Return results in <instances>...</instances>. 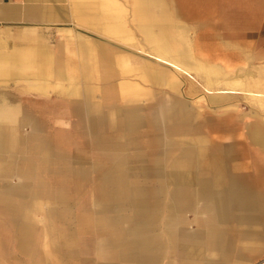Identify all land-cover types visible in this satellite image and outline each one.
<instances>
[{"label": "crops", "instance_id": "1", "mask_svg": "<svg viewBox=\"0 0 264 264\" xmlns=\"http://www.w3.org/2000/svg\"><path fill=\"white\" fill-rule=\"evenodd\" d=\"M129 72H138L137 85L127 80ZM2 77L16 84V100L0 96V168H11V177H18L15 148L30 151L24 180H33L34 153L48 155L42 168L58 176L81 178L96 168L48 148L45 118L24 104L67 105L79 122L74 130L104 152L107 165L97 184L106 208L95 211L109 215L99 245L105 258L113 254L104 264H173L174 255L183 264H229L232 257L241 264L242 247L231 227H244L238 232L245 244L264 236V212H257L263 208L264 172L257 160L249 172H236L232 147L202 145L197 151L192 144L172 154L178 122L188 124L193 115L187 99H178L180 88L187 95L201 86L264 101V0H0ZM83 79L91 84L83 86ZM146 79L155 109L147 115L156 126L148 140L142 105H128L147 102L140 101ZM131 88V95L124 92ZM162 90L168 98H161ZM106 105L117 108L107 112ZM100 112L113 122L105 134ZM163 113L177 125L162 128ZM60 115L54 112L52 119ZM35 121H43V134ZM19 123L29 124L31 133L20 134ZM250 136L264 150V128H251ZM259 165L264 169V162ZM127 201L131 212H110ZM189 213L201 219L198 228H188L196 221L187 219ZM213 251L218 256L211 257Z\"/></svg>", "mask_w": 264, "mask_h": 264}, {"label": "rangeland", "instance_id": "2", "mask_svg": "<svg viewBox=\"0 0 264 264\" xmlns=\"http://www.w3.org/2000/svg\"><path fill=\"white\" fill-rule=\"evenodd\" d=\"M126 75L127 80L137 85L138 72H129ZM224 75L228 77L234 74L226 73ZM82 77L88 78V73H82ZM177 77L180 78L179 75ZM114 78L115 81L118 79L116 76ZM14 79L0 78L1 97L9 96L16 100ZM142 81L145 84L142 85L144 89L140 101L146 99L147 102L135 104L133 103L135 101H132L128 105H142L143 116L146 119L149 118L145 123L147 125L143 128L144 139L148 140L153 138L154 129L156 130V126L150 122L152 117H149L152 116L155 109L154 105L149 104L152 100L148 98L153 97L152 89H147L150 88L149 81L147 79ZM82 84L87 86L91 84V81L83 79ZM133 91L131 88L124 92L131 95ZM162 91L161 98H168L166 90ZM178 92V99H187L190 105L189 110L193 112V115H190L191 119L188 118V124L178 122L177 125L172 120L165 121V114H162V128L165 125L171 127L177 125V129H180L178 132H181L176 136L178 138L176 144L171 145L172 154L174 151L178 153L186 145L191 146L192 144L197 151H200L199 146L202 145L210 146L212 149L232 147L236 157L233 159L232 166L238 167V169H234L236 172H249L251 170L250 163L254 160H257L258 171L264 172V169L259 165L261 161L264 162V150L258 144L253 143L250 136L251 128L256 126L264 128L263 100L255 99L246 93H209L201 86L197 92H189L188 95L184 88H180ZM214 95H228V97L220 99V102H212L210 98ZM24 106L37 118H45L48 148L56 149L70 157L77 155L81 158V162L93 164L96 168L90 175L81 178H74L71 175L58 176L42 168L49 162L48 155L44 159V154L35 155L34 153L31 157L34 167L29 172L31 173L29 176L33 177V180H24L26 177L23 174H26L25 171L28 168L25 157L30 151L15 148L18 159L12 169L17 171L18 177L10 176L11 168L5 167L3 170L0 168V174H3L0 179L2 183L0 185V264H104L108 262L109 256L112 257L113 253L110 252L107 256L108 259L105 258V249L100 247L99 243L102 231H106L107 216L109 215H97L95 212L96 210L105 212L106 208V203L101 198L102 185L97 184L103 179L100 176L104 170L100 168L107 165L104 152L91 147L88 143L89 137L87 135L81 137L74 130L73 125L77 120L74 121L76 117H73L70 110H67V105L29 103ZM126 106L123 105V107ZM104 108L108 112L117 106L106 105ZM54 112L61 113L59 116L61 119L57 122L52 119ZM107 112L98 114L101 117L106 116L99 124L102 134L107 129H113L111 116H107ZM42 122L35 121L34 125L43 134L45 129ZM5 124L7 128L14 130L12 122L7 121ZM22 124H18V132L24 135L31 133L32 127L28 124L20 128ZM78 124L79 122L76 123V125ZM22 137L26 138V136ZM24 181H29L31 184L27 186L19 184ZM16 183L19 185L16 186ZM262 190L263 208H259L257 212H264V187ZM111 209L110 212H131L134 210L128 201L122 206H112ZM114 219L118 221V217ZM187 219L196 220L190 224L189 229L199 227L197 223L201 219L198 216L189 213ZM261 226L262 219H259L257 227ZM231 228L237 236L236 246L242 247L244 258H242L241 264H264V236L259 233L257 241L253 240L252 243L245 244L240 239L241 233L238 232L244 227L237 223ZM235 233L231 232V234ZM211 253V257L218 256L217 251ZM229 255L233 256L234 253ZM232 258L234 260L229 264L237 261V257ZM170 259L173 264H183L177 255L171 256Z\"/></svg>", "mask_w": 264, "mask_h": 264}]
</instances>
